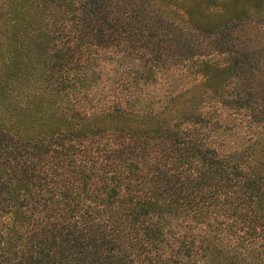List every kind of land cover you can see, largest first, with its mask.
<instances>
[{
	"label": "trees",
	"instance_id": "16d2710c",
	"mask_svg": "<svg viewBox=\"0 0 264 264\" xmlns=\"http://www.w3.org/2000/svg\"><path fill=\"white\" fill-rule=\"evenodd\" d=\"M0 264H264V0H0Z\"/></svg>",
	"mask_w": 264,
	"mask_h": 264
}]
</instances>
